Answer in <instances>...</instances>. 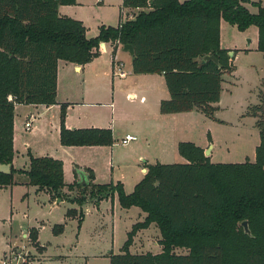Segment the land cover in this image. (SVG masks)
<instances>
[{
	"label": "trees",
	"instance_id": "obj_1",
	"mask_svg": "<svg viewBox=\"0 0 264 264\" xmlns=\"http://www.w3.org/2000/svg\"><path fill=\"white\" fill-rule=\"evenodd\" d=\"M73 2L0 0V166H12L14 108L56 105L58 61L84 66L99 55L100 43L131 45L134 75H162L169 97L159 104L161 115L196 110L213 117L222 76L235 71L225 63V51L217 43L220 21L240 32L255 28L257 50L264 54L261 0L252 4L256 13L249 12V0H123L125 10L141 8V12L116 28L100 27L91 39L86 38L81 22L58 14L60 5ZM208 55L218 65L202 62ZM259 102L247 115L258 119L257 128L263 133L264 108L259 106L264 98L260 96ZM61 110L63 121L65 107ZM111 143L108 129L70 131L61 127L64 147ZM186 148L179 145L182 153ZM189 148L188 163L147 166L131 195H125L120 184L76 183L100 192L92 196L96 204L116 191L122 208L135 206L146 214L144 222L128 234L122 254L109 256L110 264H264V141L256 149L253 163L211 164L202 150ZM22 173L37 193L59 195L71 188L64 183L62 163L53 158L29 156L28 168ZM13 174L12 169L9 174L0 172V188L13 185ZM87 174L93 180L91 171ZM71 213L68 210L66 216L72 217ZM242 222H247L251 235L244 233ZM151 224L160 232L161 253L130 254L133 236ZM30 236L35 243L36 235L31 232ZM227 246L236 253L230 262ZM175 248L189 252L176 254Z\"/></svg>",
	"mask_w": 264,
	"mask_h": 264
},
{
	"label": "rangeland",
	"instance_id": "obj_2",
	"mask_svg": "<svg viewBox=\"0 0 264 264\" xmlns=\"http://www.w3.org/2000/svg\"><path fill=\"white\" fill-rule=\"evenodd\" d=\"M249 1V12L256 13L252 4L259 0ZM261 5L264 7V0ZM58 11L81 22L86 38L91 39L98 35L100 27L116 28L141 12V8H129V14L125 13L123 0H74L72 4L60 5ZM257 42L255 28L240 32L220 21L217 43L225 51V63L236 66V71L230 76H222L220 100L213 105L217 110L211 118L196 110L165 116L161 121H158L159 116L157 119L151 117L150 98L143 107L139 97L154 88L157 93L166 90L165 85H158V81L156 85H147L156 78L132 74L131 58L114 41L100 43L99 55L78 73L72 66L58 61L57 100L79 104L73 106L72 116L75 117L87 118L93 112L103 113L109 124L108 130L114 131L112 143L65 150L60 144V131L62 126L65 127L66 113L62 121L61 109L30 105L14 108L13 143L18 154L12 161L14 169L12 166L10 169L14 171L13 184L18 183L0 192V264L2 261L6 264H50L62 258L65 262L61 264H110L107 259L110 255L122 254L133 226L144 222V212L135 206L122 208L116 191L98 204L93 202L92 196L100 192L89 186L77 187V179L72 183L77 167L90 170L96 183L120 184L125 195H131L145 176L142 168L146 163L145 166L156 162L188 163L189 147L202 150L211 164L253 163L256 149L264 141V130L262 133L256 125L258 119L247 115L253 112V106L260 104V96L264 98V54L257 50ZM112 62L123 65V70L128 73L126 79L113 76ZM129 93H135L136 99H129ZM259 107L264 108V104ZM30 115L35 119L27 130L25 123ZM127 133L138 140L124 146L121 140ZM180 144L187 147L183 153L179 150ZM29 156L60 161L64 183L71 188H64L59 195L36 194L34 187L23 183L27 178L22 170H26ZM93 180L89 179L90 185H99ZM80 201L85 204L78 206ZM68 210L72 211L69 219L66 216ZM80 212L82 221L79 223ZM39 223L43 225L36 230L35 239L44 247V253L36 241L31 242L30 231L39 227ZM28 229L31 230L28 232ZM23 234H26L25 238ZM136 234L129 246L131 252H134L132 244ZM9 236L13 247L6 250ZM150 239L156 241L157 237ZM158 239L161 249L151 244L142 250L160 254L161 235ZM226 251L230 262L236 253L230 246ZM173 252L186 254L189 250L175 248Z\"/></svg>",
	"mask_w": 264,
	"mask_h": 264
},
{
	"label": "crops",
	"instance_id": "obj_3",
	"mask_svg": "<svg viewBox=\"0 0 264 264\" xmlns=\"http://www.w3.org/2000/svg\"><path fill=\"white\" fill-rule=\"evenodd\" d=\"M180 2H182V0H179ZM126 12H128L129 14H130V12H129V10H126L125 11V13ZM58 14L60 15V16H62V17H66V15H62V14H60V12L58 11ZM130 19V18H129ZM120 49H121V51H122V47H120ZM106 50V54L108 53V51H107V48L105 49ZM123 52V51H122ZM104 53V54H105ZM123 53H125V52H123ZM126 54H128V53H126ZM129 55V54H128ZM236 56V55H235ZM130 57V56H129ZM131 58V57H130ZM131 61H132V58H131ZM63 62V61H62ZM65 63V62H64ZM66 64H68V65H70V66H72L73 67V70H74V72H80L81 70H82V68H83V66H79V67H76L75 65H73V64H69V63H66ZM115 64H117V63H115V62H112V68H113V71H114V65ZM235 71H236V66H235ZM234 71V72H235ZM234 72L232 73V74H234ZM131 73H132V67H131ZM133 74V73H132ZM127 75H128V73H127ZM136 76H147V77H145V78H156V79H154V81H151L149 84H147V85H156V81H158L159 83H158V85H163L164 84V79H163V77H162V75H136ZM154 76V77H153ZM230 76V75H229ZM127 78V77H126ZM165 85V84H164ZM164 88V87H163ZM166 88V87H165ZM167 90V89H166ZM165 89H163V91H161V92H159V93H157L156 92V89L154 88V91H148V92H146V93H144V94H142L140 97H139V101H140V103H142L143 104V107L147 104V101H148V98H150V114H151V117L152 116H154L156 119H157V116H159V118H158V121H161L162 120V118L163 117H165V116H176L177 114H171V115H161L160 113H159V104H160V102L162 101V100H166V99H168V97H169V95H168V92L166 91ZM56 95H57V91H56ZM127 97L129 98V99H136V94L135 93H129L128 95H127ZM76 105H79V104H76ZM76 105H74V104H70V103H68V102H61V101H59V100H57V96H56V105H53V106H49L50 108H53V109H61V106H63V107H65V113H66V120H65V128L67 129V130H70V131H72V130H85V129H108L107 127H108V122H107V119L105 118V116L103 115V113H101V112H93V113H91L90 115H89V117H87L86 118V116H79V117H75V116H72V112H73V109H74V107L73 106H76ZM88 106L89 104H81V106ZM18 106H20V105H18ZM30 106H33V107H45V109H48L49 107H46V106H34V105H30ZM112 112V111H111ZM161 115V116H160ZM30 116H32V115H30ZM29 116V117H30ZM33 117V116H32ZM35 119V117H33V119H32V122H33V120ZM13 129H14V119H13ZM113 130V129H112ZM111 130V132H112V134H114V131H112ZM126 135H131V134H126ZM126 135H124V137L126 136ZM131 136H133V137H136V136H134V135H131ZM123 137V138H124ZM122 138V139H123ZM138 140V138L136 137V141ZM135 142V141H134ZM130 143H132V142H130ZM129 143V144H130ZM128 144V145H129ZM150 145V144H149ZM63 147V146H62ZM65 150H67V149H69L70 147H63ZM13 150H14V157H13V160L12 161H14V159L16 158V155L18 154V151H16V149L14 148V143H13ZM30 154V153H29ZM31 155V154H30ZM33 158H42V157H33ZM49 158H51V157H49ZM160 164L159 162H156V163H154V164H151V165H148V166H152V165H155V164ZM28 165H29V161H28V164H27V168H28ZM145 165H147V163L145 164ZM144 165V167L142 168V173H146L147 172V169H146V167L147 166H145ZM10 167V166H9ZM11 168V167H10ZM10 168H9V173H10ZM12 168H13V164H12ZM27 168H26V170H27ZM14 169V168H13ZM62 169H63V167H62ZM86 170H88L87 168H81V167H77L76 169H75V177H74V180L72 181V183L75 181V179H77V182H80V174L83 172V174L85 175V176H88V174H87V172H86ZM22 171H25V170H22ZM88 171H90V170H88ZM24 176H25V174H24ZM26 177V176H25ZM27 178V177H26ZM142 180V179H141ZM140 180V181H141ZM88 181H89V179H88ZM139 181V182H140ZM93 182L95 183V184H99V183H96L94 180H93ZM16 183H18V182H16ZM16 183H14L13 185H16ZM23 183L25 184V185H29L28 184V180H23ZM72 183H70V184H72ZM12 185V186H13ZM66 185H69V184H66ZM100 185V184H99ZM12 186H9V187H6V188H0V192H1V190L2 189H7V188H12ZM35 188V187H34ZM35 193L37 194V192H36V188H35ZM43 193H45V192H43ZM46 197H48L47 195H46ZM55 203V202H54ZM143 213V212H142ZM144 219H145V217H146V214L144 213ZM140 217V216H139ZM67 219H69V218H67ZM39 227H37V228H33L32 229V231H30L31 229H28L27 231L29 232H32L33 234H36V230H40L41 228V226L43 225L42 223H39ZM148 231V233L147 234H145V232H147ZM139 234H142V235H140L139 237H137ZM31 235V234H30ZM23 238H25L26 237V234H23V236H22ZM157 237V240L156 241H151V239L150 238H156ZM158 238H160V232H159V230H158V228H157V226L155 225V224H151L148 228H146V229H144V230H142V231H140V232H138L137 234H136V237L133 239V248L132 249H134V252H131V250H129L130 251V253L131 254H137V255H140V254H147V253H150V252H147V251H143V250H145V245L146 246H151V244L152 245H154V246H158L159 247V244H158ZM137 240V241H136ZM7 247L5 248L6 250L8 249V248H10V247H13V245H12V240H11V237L9 236L8 237V239H7ZM142 241H143V243H142ZM36 243H37V245L40 247V248H42V253H44V247L43 246H41L40 245V243L39 242H37L36 241ZM59 245H57V247H58ZM132 247V246H131ZM137 248H139L138 250V252H137ZM160 248V247H159ZM131 249V248H130ZM143 249V250H142ZM161 249V248H160ZM5 250V251H6ZM4 251V252H5ZM4 254V253H3ZM151 254V253H150ZM104 257V256H103ZM108 256H105V258H107ZM62 258V257H61ZM108 260H109V258H107ZM65 262V259H61V260H59V261H52V263L50 262V264H61V263H64ZM45 263H47V262H45ZM44 263V264H45Z\"/></svg>",
	"mask_w": 264,
	"mask_h": 264
},
{
	"label": "water",
	"instance_id": "obj_4",
	"mask_svg": "<svg viewBox=\"0 0 264 264\" xmlns=\"http://www.w3.org/2000/svg\"><path fill=\"white\" fill-rule=\"evenodd\" d=\"M124 22H126V21H124ZM122 51L125 53H128L131 58L134 57V50H133V47L131 45L122 46ZM206 61H213L216 65H218V61L214 56L208 55V56L203 57L202 62H206ZM206 155H208V150L206 151ZM9 168L10 167L8 165H1L0 166V172L4 173V174H9ZM78 183L81 185L87 184L88 183V176H85L82 172L80 174V182H78ZM241 226L244 230V233L246 235H250V231L248 229L247 222H242Z\"/></svg>",
	"mask_w": 264,
	"mask_h": 264
},
{
	"label": "built area",
	"instance_id": "obj_5",
	"mask_svg": "<svg viewBox=\"0 0 264 264\" xmlns=\"http://www.w3.org/2000/svg\"><path fill=\"white\" fill-rule=\"evenodd\" d=\"M105 52H106V51H105ZM113 76L118 77V78H121V79H126V77H127L128 75H127V72H125V71L123 70V65L117 63V64L114 65ZM8 100L11 101V100H12V97L9 96V97H8ZM32 119H33V117L30 116V117H29V121H27V122L25 123V128H26L27 130H29L30 127H31V121H32ZM134 141H136V137H133V136H131V135H126V136L121 140V143H122V145L126 146V145H128L130 142H134ZM2 264H6V263H5L4 261H2Z\"/></svg>",
	"mask_w": 264,
	"mask_h": 264
}]
</instances>
